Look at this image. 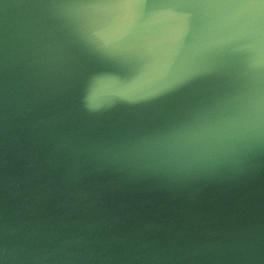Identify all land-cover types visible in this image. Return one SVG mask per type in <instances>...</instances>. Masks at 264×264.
<instances>
[{
  "label": "water",
  "instance_id": "obj_1",
  "mask_svg": "<svg viewBox=\"0 0 264 264\" xmlns=\"http://www.w3.org/2000/svg\"><path fill=\"white\" fill-rule=\"evenodd\" d=\"M0 264H264V0H0Z\"/></svg>",
  "mask_w": 264,
  "mask_h": 264
},
{
  "label": "snow or ice",
  "instance_id": "obj_2",
  "mask_svg": "<svg viewBox=\"0 0 264 264\" xmlns=\"http://www.w3.org/2000/svg\"><path fill=\"white\" fill-rule=\"evenodd\" d=\"M98 87H100V88L104 87L103 83H101L100 85H98Z\"/></svg>",
  "mask_w": 264,
  "mask_h": 264
}]
</instances>
